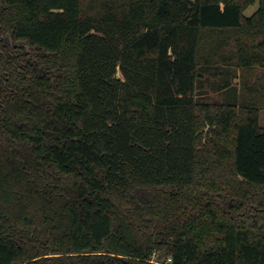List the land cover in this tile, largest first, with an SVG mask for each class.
I'll return each mask as SVG.
<instances>
[{
  "label": "trees",
  "instance_id": "obj_1",
  "mask_svg": "<svg viewBox=\"0 0 264 264\" xmlns=\"http://www.w3.org/2000/svg\"><path fill=\"white\" fill-rule=\"evenodd\" d=\"M263 110L264 0H0V264H264Z\"/></svg>",
  "mask_w": 264,
  "mask_h": 264
},
{
  "label": "rangeland",
  "instance_id": "obj_2",
  "mask_svg": "<svg viewBox=\"0 0 264 264\" xmlns=\"http://www.w3.org/2000/svg\"><path fill=\"white\" fill-rule=\"evenodd\" d=\"M194 1V0H192ZM259 8V3L257 1V3H255L254 5L250 6L249 8L246 9L245 11V15L250 17L252 16ZM221 69V70H220ZM219 70L214 69V70H207L205 72H203V80L206 81H210V83L214 82L216 83L215 88L220 87V85H222V83H224L226 81V79H228L230 77L229 74H226L224 72V68H220ZM217 75V76H214ZM204 92H207V94L209 95L207 99H205L204 101L206 102H219V103H223L226 100V95L227 94H221V95H217V93H214V91L211 88V85H206L204 90ZM233 93L231 95V97H233L234 95V90H232ZM262 112V116L260 113V122L262 121L261 125L264 126V110L261 111Z\"/></svg>",
  "mask_w": 264,
  "mask_h": 264
},
{
  "label": "crops",
  "instance_id": "obj_3",
  "mask_svg": "<svg viewBox=\"0 0 264 264\" xmlns=\"http://www.w3.org/2000/svg\"><path fill=\"white\" fill-rule=\"evenodd\" d=\"M224 72L226 73V71H224ZM239 75H240V72H238L237 70H235V71L233 70L232 76H230L229 79H226L227 81H229L228 86L224 87V85H223L224 83H222V85L218 88H215L216 83H214V82L210 83V81L203 80L204 83L200 89V93H201L200 96L204 99L209 98L208 97L209 95L207 94V92H204L203 90H204L206 85H211L212 90L214 91V93H217V95L227 94L226 100L223 103L235 104L238 100V95L240 93V91H239L240 76ZM214 76H217V75H214ZM232 90H234L233 97H231V95L233 93ZM211 103H213V102H211ZM261 116H262V112H261ZM261 123H262V121H261Z\"/></svg>",
  "mask_w": 264,
  "mask_h": 264
}]
</instances>
